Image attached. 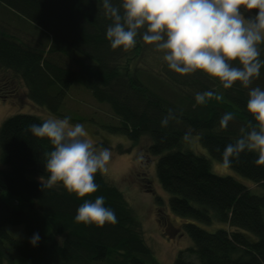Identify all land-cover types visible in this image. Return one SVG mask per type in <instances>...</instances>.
<instances>
[{"label":"trees","instance_id":"obj_1","mask_svg":"<svg viewBox=\"0 0 264 264\" xmlns=\"http://www.w3.org/2000/svg\"><path fill=\"white\" fill-rule=\"evenodd\" d=\"M5 8L35 24L51 41L38 46L15 33L4 23ZM110 23L102 0H0V90L17 92L23 83L35 105L63 117L72 84L89 89L118 117L112 132L137 144L149 138L147 152L157 157L156 173L169 194L168 207L182 220H173L176 232H187L193 242L178 251L173 263L264 264V193H254L237 177L214 174L205 155L182 146L186 134H196L209 154L222 162L224 147L242 135L240 129L250 130V121L258 126L247 110L249 89L238 81L225 89L218 78L200 70L175 73L163 61V53L142 40L129 51L112 49L106 39ZM261 49L264 60V44ZM257 86L264 89V67L250 88ZM205 91L223 99L197 104L195 94ZM168 109L177 118L162 128ZM226 112L235 119L222 129L219 121ZM43 121L36 114L19 112L0 126V164L5 165L0 168V264H162L123 191L103 173L95 174L98 190L83 198L60 185L41 189V178L48 175L43 153L52 145L26 127ZM257 158V152L245 151L230 167L264 189V165L255 164ZM4 191L19 195L23 207L10 205ZM101 195L117 222L102 227L77 223L79 205ZM188 218L206 224L218 221L224 227L211 231ZM7 224L23 225L26 239L14 238ZM161 231L168 237L176 233L166 227ZM34 233L40 236L35 246L30 243Z\"/></svg>","mask_w":264,"mask_h":264},{"label":"clouds","instance_id":"obj_2","mask_svg":"<svg viewBox=\"0 0 264 264\" xmlns=\"http://www.w3.org/2000/svg\"><path fill=\"white\" fill-rule=\"evenodd\" d=\"M102 7L111 21L106 39L112 49L129 51L142 40L163 53V61L175 73L185 75L200 70L218 78L225 89L237 81L248 88L247 110L258 126L250 121V130L240 129L242 135L224 147L222 165L230 167L245 151L257 152L254 163L264 165V89L250 88L264 67V60L260 59L264 44V0H120L118 5L113 0H102ZM252 10L258 11L245 15ZM213 97L223 99L211 91L195 94L197 104L201 105ZM176 118L173 110L168 109L161 127H167ZM234 119L232 112H226L220 118V127L226 129ZM70 120V117L49 118L40 124L27 125L26 131L36 138H46L52 145V150L43 153L48 175L41 178V189L60 185L83 198L98 190L95 174L108 171L112 154L109 148L97 150L84 124H72ZM188 138L186 134L184 139ZM74 219L97 227L117 222L114 210L105 206L102 195L94 201L84 200ZM39 240V234L34 233L30 243L35 246Z\"/></svg>","mask_w":264,"mask_h":264},{"label":"rangeland","instance_id":"obj_3","mask_svg":"<svg viewBox=\"0 0 264 264\" xmlns=\"http://www.w3.org/2000/svg\"><path fill=\"white\" fill-rule=\"evenodd\" d=\"M245 15L249 14L245 13ZM2 18L4 23L10 26L15 33L20 34V36H23L27 40L29 39L35 45L46 46L51 41L50 35L45 34L35 24L29 20H25L8 8L3 9ZM27 92L28 89H26L23 83H21L17 92L9 91V93H4L3 90H0V126L6 118L19 112L33 113L43 120L70 117V123L84 124L88 132V138L92 140L96 149L109 148L111 151V159L107 164L108 171L103 173L105 179L123 191L126 201H128L130 207L137 214L140 222H142L146 241L153 249L158 261L162 264H174L173 261L178 251L192 245L193 242L185 231L183 233L176 232L174 235H169V237L166 236L161 231L165 227V224L163 225L156 220L160 217L156 210L159 209L165 213V217L182 221L168 207L169 194L162 188L156 173L155 164L157 157L149 155L147 152L149 138L145 136L137 144L118 132H112L110 128L113 125L119 124L118 117L114 116L107 103L99 102L92 96L89 89L77 83L72 84L66 96L63 110H61L63 117H59L54 113H50L47 109L35 105L29 99ZM182 146L197 154L205 155L209 159L210 165H212V172L214 174L237 177L252 189L254 193H264V189L254 184L249 178L243 177L231 167L224 168L222 162L213 158L207 148L200 144L198 135H190L183 142ZM4 166L0 164V168ZM141 178H148L151 181L150 186L153 189L152 191H147V187L144 186L146 182L142 183ZM3 196L10 205L16 207L21 205L18 204V201L22 202L19 195L4 191ZM195 222L204 229L211 231L224 227V224L218 221L206 224L196 219ZM6 228L14 238L26 239L27 234L23 225L7 224Z\"/></svg>","mask_w":264,"mask_h":264},{"label":"flooded vegetation","instance_id":"obj_4","mask_svg":"<svg viewBox=\"0 0 264 264\" xmlns=\"http://www.w3.org/2000/svg\"><path fill=\"white\" fill-rule=\"evenodd\" d=\"M141 181H142V183L146 182V184L144 186L147 187V191L153 190L150 186L151 181L148 178H143ZM156 210L158 211V216H160L156 220L159 221L163 225L165 224V227L168 231L175 233L176 227H175L174 221L167 216L165 217V213L161 212V210H159V209H156ZM160 212H161V214H159Z\"/></svg>","mask_w":264,"mask_h":264}]
</instances>
